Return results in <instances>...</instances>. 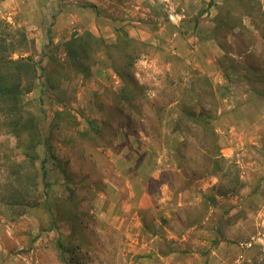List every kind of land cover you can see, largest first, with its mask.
Here are the masks:
<instances>
[{
	"label": "rangeland",
	"instance_id": "1",
	"mask_svg": "<svg viewBox=\"0 0 264 264\" xmlns=\"http://www.w3.org/2000/svg\"><path fill=\"white\" fill-rule=\"evenodd\" d=\"M223 1L0 0V18L26 35L12 56L37 63L40 83L23 102L50 142L37 146L35 164L46 170L51 208L31 202L12 220L5 157L13 139L0 135V228L11 231L0 244L23 264H264V0L236 5L238 16L252 6L246 29L214 35ZM83 30L108 43L118 31L145 43L133 66L144 86L139 113H119L113 93L122 84L111 68L83 76L69 66L62 42ZM51 57L68 76L56 90L42 84ZM181 107L208 115L220 171L201 158L202 145L211 155L212 145L194 138L184 159L176 156L172 123ZM37 182L27 199L42 202ZM143 189L156 207L163 198L173 205L152 213ZM219 250L222 259L211 261Z\"/></svg>",
	"mask_w": 264,
	"mask_h": 264
},
{
	"label": "trees",
	"instance_id": "2",
	"mask_svg": "<svg viewBox=\"0 0 264 264\" xmlns=\"http://www.w3.org/2000/svg\"><path fill=\"white\" fill-rule=\"evenodd\" d=\"M243 1H223V15L212 19L214 22V35H216L215 33L218 34L220 29L232 32L235 28H245L241 20L244 16L252 17L251 4L248 2L244 3L247 8L243 15L238 16L234 12L236 5L242 7ZM253 3L258 4V1L256 0ZM258 13L264 15V11H262L259 4ZM252 24L259 30L256 24ZM118 32L120 35L114 42L109 43L101 36H96L88 30L75 32L62 42V48L65 55L64 58L69 66L83 76L89 75L91 68L94 66L113 70L116 76L120 78L122 84L119 90L113 93V102L120 110L119 113L121 112L126 117L131 109H134L137 113L141 110L140 106L142 104L140 106H136V104L137 101L143 99L144 86L135 79L133 66L145 43L126 36L122 31ZM261 35H263L264 39V32ZM26 43V35L23 29H13L5 20L0 18V135L13 139V145L10 147L11 151H13V156L11 158H8L9 156L5 157L8 161V164L5 165L9 169V176L5 185L7 186V195L10 196L9 203H11V207L13 206L14 217L12 220L23 213H28L27 207L31 202L32 205L30 206L41 205L45 207L46 211L51 208L47 197L49 183L44 181L46 170H44L43 165L38 167L35 164L39 157L37 146L43 145L48 149L50 148V142L46 138L37 116L26 109L23 102V95L31 92L40 83L37 80L39 77L37 63L32 60L30 55H20L15 58L12 56L18 49L26 47ZM50 60L55 63V66H53V70L45 69L42 84L48 89L56 90L59 88L61 80L68 76L56 60L52 57L49 62ZM189 120H192L194 125ZM172 124V132H176L179 138L174 140L173 144H170L171 142L168 144L172 145L176 156L183 160L190 142L189 138H194L199 143L212 145L214 150L212 155L207 152L209 148H205L206 146L202 145L204 150H202L201 158L208 163L210 161V165L213 167L211 172L220 171L222 164L219 161L222 158L217 153L218 144L215 139V132L204 110L201 109L197 112L193 107L190 109L181 107ZM155 125L153 127V135L158 140V137L161 138V118ZM196 127L201 128V130L192 131ZM163 139L168 141V137L165 135H162ZM38 178L42 181L41 193L44 195V199L42 202L37 199L30 201V198L27 199L30 196L28 191L30 189L32 191L37 190ZM21 205L24 207L22 210L19 209ZM51 226L55 228V222H52Z\"/></svg>",
	"mask_w": 264,
	"mask_h": 264
},
{
	"label": "crops",
	"instance_id": "3",
	"mask_svg": "<svg viewBox=\"0 0 264 264\" xmlns=\"http://www.w3.org/2000/svg\"><path fill=\"white\" fill-rule=\"evenodd\" d=\"M157 176H158L157 174H151L149 180L150 179H158ZM160 184H161V186H163V188H161V189L164 190V189L167 188V186L165 185V182H161ZM143 193H144L145 199H147L149 201V204H151V206H153L152 210H154V211H152V213L155 212V210L161 209L162 207H165V206H168V205H173V203L172 202L170 203L167 200V198H163L161 200H158V204H157L158 207H156L155 205H153L152 199H151V197H149L150 195H149V193L147 192L146 189H143ZM178 204L180 205V203H178ZM146 206H144V205L142 206L141 205V208L142 207H146ZM139 208H140V204H139ZM147 208H149V206H147ZM153 208H155V209H153ZM0 236H3V237L9 236L10 237L11 236V231L9 229H6V228L2 227V228H0ZM18 249L19 248H16L15 252H17ZM184 249L185 248H182L181 252L184 251ZM12 251L13 250L11 248L0 244V264H23V263H25V261L21 260V257H19L20 258L19 259L18 256H14ZM210 252H212V251H210ZM221 253H222L221 250L216 251L214 253L212 252L210 254L211 261H212V259L217 258V256H218V260H221L222 257H219V255H221ZM214 256H216V257H214ZM23 260H24V258H23Z\"/></svg>",
	"mask_w": 264,
	"mask_h": 264
},
{
	"label": "built area",
	"instance_id": "4",
	"mask_svg": "<svg viewBox=\"0 0 264 264\" xmlns=\"http://www.w3.org/2000/svg\"><path fill=\"white\" fill-rule=\"evenodd\" d=\"M242 246L244 247H251L252 246V242L251 241H248V242H245L242 244ZM262 250L264 251V244H262Z\"/></svg>",
	"mask_w": 264,
	"mask_h": 264
}]
</instances>
